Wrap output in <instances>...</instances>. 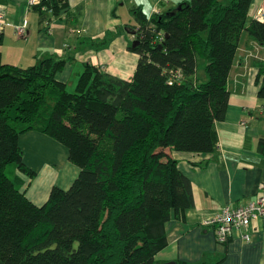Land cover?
I'll use <instances>...</instances> for the list:
<instances>
[{
    "label": "trees",
    "instance_id": "16d2710c",
    "mask_svg": "<svg viewBox=\"0 0 264 264\" xmlns=\"http://www.w3.org/2000/svg\"><path fill=\"white\" fill-rule=\"evenodd\" d=\"M251 2L186 0L149 18L133 9L139 25L128 28V49L139 57L130 80L86 62L69 92L55 77L63 58L26 67L0 61V264L158 263L164 224L193 206L171 152L216 150L239 36L264 45V20L249 17ZM66 4L40 0L36 10L46 23ZM112 34L89 41L101 47ZM29 130L63 144L79 168L68 189L53 186L40 206L15 174L33 175L18 144Z\"/></svg>",
    "mask_w": 264,
    "mask_h": 264
},
{
    "label": "crops",
    "instance_id": "0c3cea01",
    "mask_svg": "<svg viewBox=\"0 0 264 264\" xmlns=\"http://www.w3.org/2000/svg\"><path fill=\"white\" fill-rule=\"evenodd\" d=\"M182 1L186 0H66V7L46 25L29 0H0L9 22L1 33L0 61L26 67L48 55L63 58L65 64L55 77L69 92L75 91L86 62L130 80L139 57L128 49L133 39L128 28L139 25L132 10L149 18ZM248 15L264 20V0H252ZM23 20L26 32L18 36L13 25ZM109 30L113 34L106 45L96 47L89 41ZM262 86L264 45L242 31L226 80V114L215 123L216 150L171 152L180 172L190 180L193 206L182 220L172 215L164 224L166 244L155 255L158 263L264 264V219L250 221L248 239L242 230L235 229L223 243L217 242L213 226L201 225V220L224 206L237 207L259 195V185L264 183V95H259ZM18 144L33 175L18 170L15 174L32 203L42 205L53 186L70 187L79 168L68 160L63 144L35 130L20 134Z\"/></svg>",
    "mask_w": 264,
    "mask_h": 264
},
{
    "label": "built area",
    "instance_id": "2783aa9c",
    "mask_svg": "<svg viewBox=\"0 0 264 264\" xmlns=\"http://www.w3.org/2000/svg\"><path fill=\"white\" fill-rule=\"evenodd\" d=\"M39 1L29 0V5H37ZM45 24L47 25L48 22ZM5 25H9V22L5 18L2 6H0V33ZM26 27V21L23 20L21 23L13 25L14 33L22 36L26 32ZM157 38L161 39L163 35L158 34ZM176 77H179V73H176ZM259 191V195L254 200L237 207L224 206L215 214L201 220V225L213 226L215 238L220 243L225 242L235 229L242 230L243 237L248 239L250 221L254 218L264 219V183L259 185Z\"/></svg>",
    "mask_w": 264,
    "mask_h": 264
},
{
    "label": "water",
    "instance_id": "95a60500",
    "mask_svg": "<svg viewBox=\"0 0 264 264\" xmlns=\"http://www.w3.org/2000/svg\"><path fill=\"white\" fill-rule=\"evenodd\" d=\"M34 7H37L36 5ZM136 44V41L133 42V45ZM157 264H177L174 261H167V262H162V263H157Z\"/></svg>",
    "mask_w": 264,
    "mask_h": 264
}]
</instances>
